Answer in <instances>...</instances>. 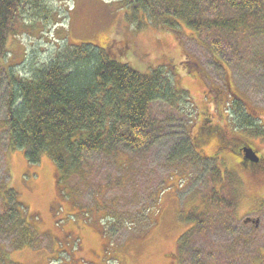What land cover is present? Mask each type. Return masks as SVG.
Returning <instances> with one entry per match:
<instances>
[{"label": "rangeland", "instance_id": "rangeland-1", "mask_svg": "<svg viewBox=\"0 0 264 264\" xmlns=\"http://www.w3.org/2000/svg\"><path fill=\"white\" fill-rule=\"evenodd\" d=\"M21 6L12 13L16 36L7 56L10 64L26 60L13 67L17 72L46 64L68 42L111 45L118 52L126 46L129 51L119 59L144 73L161 72L177 89L176 103L181 102L153 106V115L165 124L150 152L139 156L122 150L115 158L94 154L84 172L61 183L51 158L44 155L30 164L24 150L8 148V134L0 127V183L8 179L1 190L13 196L16 210L5 226L13 227L16 215L21 222L0 236L5 263L194 264L188 250L211 248L225 257L223 250L232 248L229 264L264 261V180H253L236 152L217 153L213 132L200 135L208 118L264 157V68L257 63L264 42L246 53L240 41L245 53L240 60L238 52L232 60L222 48L218 60L210 46L212 37H219L216 32L201 36L186 26L184 34L152 26L133 17L125 0H22ZM7 90L2 73L0 121ZM232 106H241L239 113L248 108L259 119L243 115L238 120ZM187 133L200 156L180 154L175 142ZM216 163L218 169H211ZM195 215L216 221L229 216L233 223L215 233L219 241L204 231L190 236L192 248L184 247L182 258L180 241L196 225ZM247 218L260 222L244 223Z\"/></svg>", "mask_w": 264, "mask_h": 264}, {"label": "trees", "instance_id": "trees-1", "mask_svg": "<svg viewBox=\"0 0 264 264\" xmlns=\"http://www.w3.org/2000/svg\"><path fill=\"white\" fill-rule=\"evenodd\" d=\"M21 2L0 0V74L5 73L8 89L4 100L5 117L0 127L8 134V148L24 150L30 164L38 163L47 155L56 166L60 183L65 177L72 179L81 174L86 161L94 154L115 158L123 151L139 156L150 152L165 124L153 115V106L162 101L168 105L181 102L176 103L177 89L172 81L162 79L161 72L144 73L120 60L119 57L129 51L126 46L118 52L111 45L98 47L69 42L64 48L59 47L46 64L24 74L17 72L13 67L26 60L10 64L7 56L16 36L11 33L12 13L17 15L22 9ZM125 8L138 21L180 34H184V26L201 36L216 32L219 37H212L214 46H210L218 60L222 58V48L232 60H236L234 51L238 52L240 60L245 56L240 50V41L246 43V53L255 45L260 48V42H264V0H125ZM241 35L244 36L237 40ZM258 53L259 50L254 54ZM258 58V65L264 68V55ZM231 110L238 120L243 115L250 117L243 109L239 113L238 106H232ZM175 145L180 147V154L189 155L193 151L200 156L189 134ZM218 167L216 163L211 169ZM7 180L0 183L5 209V215L0 216V236L13 232L15 225L21 226L17 215L18 222L13 227L5 226L6 220L16 212L11 205L13 196L1 190ZM195 217L196 225L190 235H183L180 241L182 258L184 247L192 248L190 236L204 231L210 240L219 241L215 233L233 223L229 216L224 221H216L212 216ZM243 242L249 241L243 239ZM1 248L0 264H6V253ZM223 251L228 257L218 256L216 248L192 249L188 250V258L194 264H222L221 261L227 260L224 264H229L233 250L225 248ZM259 263L253 260V264Z\"/></svg>", "mask_w": 264, "mask_h": 264}, {"label": "flooded vegetation", "instance_id": "flooded-vegetation-1", "mask_svg": "<svg viewBox=\"0 0 264 264\" xmlns=\"http://www.w3.org/2000/svg\"><path fill=\"white\" fill-rule=\"evenodd\" d=\"M245 109L248 115H251L254 122L259 119L256 113H252L248 108ZM216 129L220 130V132L216 133ZM208 132H213L215 134L217 143L220 146L218 147L217 153L227 150L230 152H236V154L239 156V164L243 167L246 166L250 168V174L253 180H264V157L260 156L259 152L256 151L250 144L246 143L237 135V137L228 135L224 129L221 130L218 125L215 126L210 124L208 122V118H206L205 121H203V125L201 126L200 135L206 134ZM262 137L264 139V136ZM247 150H250L253 156H247Z\"/></svg>", "mask_w": 264, "mask_h": 264}, {"label": "water", "instance_id": "water-1", "mask_svg": "<svg viewBox=\"0 0 264 264\" xmlns=\"http://www.w3.org/2000/svg\"><path fill=\"white\" fill-rule=\"evenodd\" d=\"M249 155V157H251V155L253 156L252 152L250 150H247V156Z\"/></svg>", "mask_w": 264, "mask_h": 264}]
</instances>
